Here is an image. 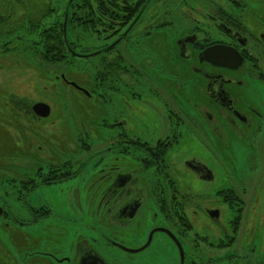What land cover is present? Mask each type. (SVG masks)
I'll list each match as a JSON object with an SVG mask.
<instances>
[{
    "label": "flooded vegetation",
    "instance_id": "flooded-vegetation-1",
    "mask_svg": "<svg viewBox=\"0 0 264 264\" xmlns=\"http://www.w3.org/2000/svg\"><path fill=\"white\" fill-rule=\"evenodd\" d=\"M40 2L36 11L24 2L26 28L35 19L41 29L23 46L60 51L66 26L64 48L88 58L89 89L76 88L90 105L86 133L102 145L87 160L104 154L82 172L76 145L54 141L57 167H39V181L29 167L12 177L27 187L3 193L18 199L0 194L1 224L42 223L52 213L38 190L66 189L75 217L58 224L74 239H25L8 264H154L157 247L177 264H264V0ZM14 4L0 0V15L15 17ZM42 62L70 85L57 62ZM79 177L84 197L72 186ZM81 198L110 231L79 226Z\"/></svg>",
    "mask_w": 264,
    "mask_h": 264
},
{
    "label": "rangeland",
    "instance_id": "rangeland-1",
    "mask_svg": "<svg viewBox=\"0 0 264 264\" xmlns=\"http://www.w3.org/2000/svg\"><path fill=\"white\" fill-rule=\"evenodd\" d=\"M14 2L15 17L6 19L0 15V194L8 201L11 198H21V195H5L3 193L13 188L27 187L24 185L26 180L12 178L19 177L18 174H21L25 167L30 168L29 178L32 177L34 181H39L38 179H41V177L36 175L40 171L39 167H42V172L46 173L58 166L57 155L54 154V141H61V147L64 146L63 150L74 147L72 143L76 145L77 157L74 158L76 160L74 167L82 172L92 163L97 162L104 154V152L97 153L87 160V157L92 152L102 149V145L96 143V141L100 140L98 132H95L94 135H90L89 132L86 133L89 123L88 119H90V105L86 96L72 86L62 81H56L53 77L54 73L48 71L49 67L44 65L42 66L43 69L39 68L38 64L43 62L42 59H37L39 50L33 49L32 45L28 52L25 47L22 53L21 42L31 38L34 40L32 43H36L39 40L41 25L35 26L33 23L40 24V21L32 19L33 28L27 29L22 14L26 0H14ZM29 2L33 7L32 11H36L41 4L40 0H29ZM11 10L12 8L9 11ZM3 12H7V10L3 9ZM12 19H14L13 23ZM11 23L12 26H10ZM83 44H87V41L83 42ZM5 46L8 48H3ZM87 60L88 58L75 57L71 61L72 64L58 63L57 74L63 75L68 81L76 83L79 87L89 89ZM51 88L52 90L49 91ZM62 89L73 97L72 99L64 97L67 99V107L69 108L67 110L62 106L64 101L62 94L58 93V96H56V93ZM36 101H45L50 105L51 115L47 117L48 119H35L31 106ZM29 110L31 114L28 116ZM68 111L71 112L70 115L65 113ZM51 125L53 127H50ZM48 126L50 128H46ZM57 132L63 134V137L57 136ZM75 140L78 141L77 144ZM86 146L90 148L89 152V148ZM62 157V162H69L70 159L66 158L67 156ZM41 159H45L47 162L41 164L39 163L43 161ZM49 161H52V164ZM71 168L72 166L68 164V167L66 165L63 170L70 171ZM78 179L79 182H73L72 186L78 185L81 190L80 194L84 197L89 183L84 179H80V177ZM38 192L47 198L52 217L44 218L42 223L38 222L29 228L27 227L28 225H19L10 219L5 220L10 224V228H7L1 224L4 219L1 220L0 264H8L11 252H16L17 246L23 245L25 239H74L72 233H64L65 226L58 224L59 216L75 217L70 211H66L64 207L66 189L58 190L46 187L38 190ZM81 202L82 209L78 214L79 226H83V230L84 225L93 226L89 234L94 237L105 234L107 230L110 231L109 228L105 229V227L101 226L97 219L88 215L87 200L81 198ZM12 204L15 206L16 212L17 209L21 210L15 202L10 203V208ZM18 216L21 217L20 215ZM48 225L52 227L48 228ZM112 229L115 230V228ZM78 232L82 233L83 231L78 229ZM7 239L14 240L8 242ZM155 241L154 245H158ZM258 244L260 245V242ZM254 256L255 258L253 259H256L257 255L255 254ZM15 257L17 258L16 255ZM154 264H177V260L167 254L166 251L161 253L160 248L157 247Z\"/></svg>",
    "mask_w": 264,
    "mask_h": 264
},
{
    "label": "trees",
    "instance_id": "trees-1",
    "mask_svg": "<svg viewBox=\"0 0 264 264\" xmlns=\"http://www.w3.org/2000/svg\"><path fill=\"white\" fill-rule=\"evenodd\" d=\"M68 33H69V30L67 29L66 35L63 34V37H62V46H63V48L60 51L54 50V49H48V50H45L44 52H42V51L39 50L37 59L41 60L42 56L44 55L45 59L47 60V62L54 61V62H57V63H61L62 62V63L72 64L71 61L75 58L74 54L72 52L67 51L64 48L65 45L70 44V42H69L70 34H68ZM21 43H22V45H21L22 49L21 50H22V53H23L24 52L23 41ZM38 67L43 69L41 63L38 64ZM51 90H52V88L49 91H51ZM58 93L62 94V98L64 99L63 105L62 104L61 105L64 106V108L66 110L69 109L67 107V99H72L73 97L69 96L68 93L65 90H63V89L60 90V92H57L56 96H58ZM64 97L67 98V99H65ZM65 113L66 114L68 113V115L71 114L70 111L65 112Z\"/></svg>",
    "mask_w": 264,
    "mask_h": 264
},
{
    "label": "water",
    "instance_id": "water-1",
    "mask_svg": "<svg viewBox=\"0 0 264 264\" xmlns=\"http://www.w3.org/2000/svg\"><path fill=\"white\" fill-rule=\"evenodd\" d=\"M64 34L66 35V26L64 25ZM75 54V53H74ZM77 55V54H75ZM79 56V55H77ZM88 55L84 56V57H87ZM209 56V55H207ZM83 57V56H82ZM72 86H74L75 88H78V89H81L83 90L84 92H87L86 90L82 89L81 87H79L78 85H76L75 83L71 82L70 83ZM32 111L34 112L35 115L41 117V118H46L50 115L51 113V107L49 104H47L46 102H43V101H38V102H35L33 105H32Z\"/></svg>",
    "mask_w": 264,
    "mask_h": 264
}]
</instances>
